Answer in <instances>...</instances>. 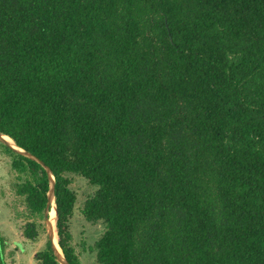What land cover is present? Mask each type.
I'll list each match as a JSON object with an SVG mask.
<instances>
[{"label":"trees","instance_id":"obj_1","mask_svg":"<svg viewBox=\"0 0 264 264\" xmlns=\"http://www.w3.org/2000/svg\"><path fill=\"white\" fill-rule=\"evenodd\" d=\"M0 132L70 264L74 177L95 264H264V0H0Z\"/></svg>","mask_w":264,"mask_h":264},{"label":"rangeland","instance_id":"obj_2","mask_svg":"<svg viewBox=\"0 0 264 264\" xmlns=\"http://www.w3.org/2000/svg\"><path fill=\"white\" fill-rule=\"evenodd\" d=\"M4 146L0 143L1 262L4 264H35V254L45 247L47 235L45 229L40 230L35 240H29L22 234V227L26 221V218L21 217L24 207L20 204L12 187L14 173L9 165L12 155ZM71 187L77 196L74 214L69 226L72 237L71 245L74 247L81 264H95L93 252L90 251L89 247L100 234L102 227L98 223L92 224L87 222L80 213L83 199L92 191V188L80 177H74ZM41 222L44 226L43 220ZM9 242H11L10 245H8ZM15 242L19 243L18 249L11 246Z\"/></svg>","mask_w":264,"mask_h":264},{"label":"water","instance_id":"obj_3","mask_svg":"<svg viewBox=\"0 0 264 264\" xmlns=\"http://www.w3.org/2000/svg\"><path fill=\"white\" fill-rule=\"evenodd\" d=\"M5 135H3L0 132V143H2L3 145H5L7 148H9L11 151L20 154L24 157H27L29 159H32L34 161H36L38 164H40V166L45 170L46 175H47V179H48V190L46 193V203H45V207L43 210V217H44V229L47 235V240L49 241L50 244V248L52 250L53 255L55 256L57 262L59 264H70L67 259L65 258V256L63 255L61 248L58 245V237L56 240V243L59 247V249L57 248V246L55 245V234L56 232V226H55V222H56V216H57V210H56V204H55V196H54V185H55V180H54V176L50 170V168L44 164V162L42 160H40L39 158H37L35 155L31 154L30 152L20 148L19 146H17L14 142L10 143L9 141H7L4 138ZM53 210L54 212V217L53 219H51L49 217V213L50 211ZM57 236V234H56ZM19 243H17L18 245Z\"/></svg>","mask_w":264,"mask_h":264},{"label":"bare ground","instance_id":"obj_4","mask_svg":"<svg viewBox=\"0 0 264 264\" xmlns=\"http://www.w3.org/2000/svg\"><path fill=\"white\" fill-rule=\"evenodd\" d=\"M4 138H5L7 141H9L10 143H13V140H12L11 138H9L8 136L5 135ZM49 217H50L51 219H53V217H54V212H53V210L50 211V213H49ZM54 238H55V245H56L57 248L59 249V247H58V245H57V243H56V240H57V236H56V234H55Z\"/></svg>","mask_w":264,"mask_h":264},{"label":"flooded vegetation","instance_id":"obj_5","mask_svg":"<svg viewBox=\"0 0 264 264\" xmlns=\"http://www.w3.org/2000/svg\"><path fill=\"white\" fill-rule=\"evenodd\" d=\"M10 244H11V242H9V244H8V245H10ZM11 246H12L13 248H15V247H16V248L18 249L17 242H15V243H12V245H11ZM2 248H3V247H2ZM2 248H1V249H2ZM1 258H2V250H1V252H0V263H1V264H4V263H2V262H1ZM2 260H3V259H2Z\"/></svg>","mask_w":264,"mask_h":264}]
</instances>
